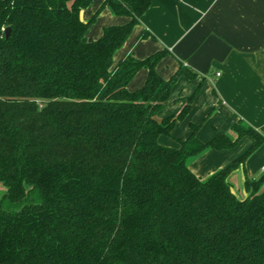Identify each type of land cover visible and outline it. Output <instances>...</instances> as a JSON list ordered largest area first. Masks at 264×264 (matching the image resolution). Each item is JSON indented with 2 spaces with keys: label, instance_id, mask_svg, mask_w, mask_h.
<instances>
[{
  "label": "trees",
  "instance_id": "16d2710c",
  "mask_svg": "<svg viewBox=\"0 0 264 264\" xmlns=\"http://www.w3.org/2000/svg\"><path fill=\"white\" fill-rule=\"evenodd\" d=\"M96 1L0 0V264H264V170L244 178L243 197L229 182L264 137L236 120L234 137L203 142L205 118L162 145L200 85L177 115L157 116L178 78L196 75L180 65L161 77L166 50L114 62L151 0H104L83 21ZM104 8L129 20L92 40ZM245 138L207 178L189 169Z\"/></svg>",
  "mask_w": 264,
  "mask_h": 264
},
{
  "label": "crops",
  "instance_id": "0c3cea01",
  "mask_svg": "<svg viewBox=\"0 0 264 264\" xmlns=\"http://www.w3.org/2000/svg\"><path fill=\"white\" fill-rule=\"evenodd\" d=\"M103 1L97 0L82 11L81 19L89 20ZM128 20L104 8L89 38L96 40L104 27L123 25ZM144 33L150 37L138 40ZM163 50L169 55L156 66L161 77L168 79L180 65L196 76L178 78L157 118L177 115L200 88L188 114L175 124L172 138L159 139L162 145L176 147V139L188 137L189 123L200 124L205 118L197 133L203 142L209 141L214 131L234 137L231 126L236 120L264 137V0H151L139 24L115 53L114 62L127 55L143 60ZM146 76V70L139 71L129 91L140 89ZM251 144L245 138L231 150L207 151L192 160L189 169L205 179L238 158ZM263 170L264 142L247 158L244 171L235 170L229 182L243 197L244 178H256Z\"/></svg>",
  "mask_w": 264,
  "mask_h": 264
},
{
  "label": "rangeland",
  "instance_id": "374dc122",
  "mask_svg": "<svg viewBox=\"0 0 264 264\" xmlns=\"http://www.w3.org/2000/svg\"><path fill=\"white\" fill-rule=\"evenodd\" d=\"M4 192H5V190H4L3 186L0 184V199L4 195Z\"/></svg>",
  "mask_w": 264,
  "mask_h": 264
},
{
  "label": "water",
  "instance_id": "95a60500",
  "mask_svg": "<svg viewBox=\"0 0 264 264\" xmlns=\"http://www.w3.org/2000/svg\"><path fill=\"white\" fill-rule=\"evenodd\" d=\"M4 33H5V36L8 37L9 34H10V29H9V28H6V29L4 30Z\"/></svg>",
  "mask_w": 264,
  "mask_h": 264
},
{
  "label": "built area",
  "instance_id": "2783aa9c",
  "mask_svg": "<svg viewBox=\"0 0 264 264\" xmlns=\"http://www.w3.org/2000/svg\"><path fill=\"white\" fill-rule=\"evenodd\" d=\"M217 76H218V74H217Z\"/></svg>",
  "mask_w": 264,
  "mask_h": 264
}]
</instances>
